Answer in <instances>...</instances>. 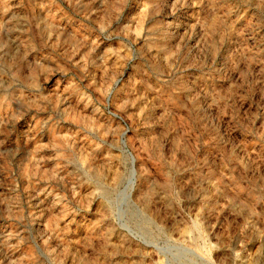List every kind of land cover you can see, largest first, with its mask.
I'll return each mask as SVG.
<instances>
[{
	"label": "rangeland",
	"instance_id": "374dc122",
	"mask_svg": "<svg viewBox=\"0 0 264 264\" xmlns=\"http://www.w3.org/2000/svg\"><path fill=\"white\" fill-rule=\"evenodd\" d=\"M217 258L264 264V0H0V264Z\"/></svg>",
	"mask_w": 264,
	"mask_h": 264
},
{
	"label": "built area",
	"instance_id": "2783aa9c",
	"mask_svg": "<svg viewBox=\"0 0 264 264\" xmlns=\"http://www.w3.org/2000/svg\"><path fill=\"white\" fill-rule=\"evenodd\" d=\"M212 264H234L232 261L224 258H217L211 262Z\"/></svg>",
	"mask_w": 264,
	"mask_h": 264
},
{
	"label": "water",
	"instance_id": "95a60500",
	"mask_svg": "<svg viewBox=\"0 0 264 264\" xmlns=\"http://www.w3.org/2000/svg\"><path fill=\"white\" fill-rule=\"evenodd\" d=\"M130 155H131V157H132V169H133V171H134V173H135V169H134V165H133V159H134V157H133V155L131 154V152H130Z\"/></svg>",
	"mask_w": 264,
	"mask_h": 264
}]
</instances>
